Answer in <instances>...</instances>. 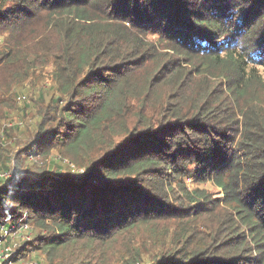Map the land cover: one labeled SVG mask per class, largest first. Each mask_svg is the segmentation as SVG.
<instances>
[{
  "label": "trees",
  "instance_id": "16d2710c",
  "mask_svg": "<svg viewBox=\"0 0 264 264\" xmlns=\"http://www.w3.org/2000/svg\"><path fill=\"white\" fill-rule=\"evenodd\" d=\"M43 11L68 58L49 46L57 94L2 169L0 237L41 229L10 258L52 264L39 255L64 260L85 240L95 256L133 232L149 247L133 263L153 251L150 264H264V0H1L0 21ZM196 55L199 77L183 66ZM101 136L107 148L83 171L54 163L80 169L67 154ZM189 178L221 188L223 205ZM175 188L191 215L183 199L166 212Z\"/></svg>",
  "mask_w": 264,
  "mask_h": 264
},
{
  "label": "rangeland",
  "instance_id": "374dc122",
  "mask_svg": "<svg viewBox=\"0 0 264 264\" xmlns=\"http://www.w3.org/2000/svg\"><path fill=\"white\" fill-rule=\"evenodd\" d=\"M11 5L12 2H9L4 8H8ZM46 13L47 11L37 13L34 16H30L29 19L8 20L6 24L4 21H0V171L8 168V166L9 168L12 167L17 160V157H15L17 150L22 148L30 139H33L32 137L35 136L36 138L37 125L40 123L43 113L47 112L52 96L57 94V77L53 76L55 58L52 50L48 52L49 46L60 54L59 58H68V54L64 52L61 44L58 42L60 39L59 29H55V25L53 26L51 19L46 16ZM7 23L13 24L6 26ZM163 51L172 52L170 49H164ZM183 56L185 57V52H183ZM186 58L190 60V63L184 62L183 66L187 68L191 67L194 77L202 76L200 72H197V69L195 70V65L192 64L203 63L201 56H186ZM56 60L58 61V55ZM61 69H63L62 72L64 73L63 66ZM106 71H108V68H102V70L99 69L95 72L108 77L105 74ZM148 72V69H143L139 74L147 75ZM82 73L79 69L78 75L80 76V80L84 76ZM261 73L264 76V69H261ZM65 102L60 101L62 105ZM18 122H22L23 124L19 126V124H16ZM8 123L16 125L10 127L12 129L5 131L4 128L9 127L7 126ZM49 125H51L49 121L44 124L45 127H49ZM101 140H107V137H98L93 143L85 146V148H81V151L78 150V154H67L71 156L75 155L74 158L78 160L80 164L78 167L80 169L76 171L71 170L68 166H64L66 165L65 162L70 163L68 160H63L64 162L55 160L54 163H62V172L69 171L75 175V173L83 171L85 166L90 164L93 157H96L107 148V145L105 146V144L101 143ZM60 147L62 148L60 145L53 147L52 151L56 153L53 157L58 158L59 154L56 151ZM14 157L16 158L15 161ZM54 163L50 164V170L53 169ZM70 165L75 167L73 163H70ZM5 171L6 175L3 177L11 175L10 171ZM51 173L55 175L53 172ZM187 181L188 189L192 190L197 185H200L197 188L204 187L205 191L209 192V199H219L217 203L220 202L222 205L225 202V192L213 182L197 183L193 182L191 178ZM179 195L181 193L177 188H175L174 192L168 194L166 198L168 202L166 204L170 206L167 207L166 212H174L173 207L175 209H183L179 206L181 204L180 200L183 199V201L186 200L189 204L184 203L188 206L186 213H190L191 215L195 209L194 206H190L193 205L190 204L193 201L185 193H183V198L179 197ZM184 204L182 205L186 207ZM211 206L214 207V203ZM181 216L183 217V215ZM211 216L213 217V221L215 216ZM247 229L246 226L243 228L244 231ZM40 231L41 229L36 227H32L31 229L20 227L13 231L9 230L6 233L8 235L7 238H4L2 243H0V264H36L27 258L24 260H21V258L13 260L10 257L16 248L20 245H25V241L34 237L35 233L39 234ZM91 246V241H81L75 247H70L63 251L62 256L64 260L56 258L54 261H51V259L55 258L56 254L48 257L44 253L39 256L43 259L44 263L50 261L52 264H66L64 262L79 263L81 261H83L82 264L86 262L90 264H142L132 262L133 255L137 253L136 247H142L143 255L149 249L140 238L134 237L133 232L127 233L125 243L117 242L110 249H107L105 245L96 244L94 249L99 251L100 254L95 256L90 255L91 250H93ZM152 253L153 251L149 252L143 264L151 263L153 259L151 258L153 257Z\"/></svg>",
  "mask_w": 264,
  "mask_h": 264
},
{
  "label": "built area",
  "instance_id": "2783aa9c",
  "mask_svg": "<svg viewBox=\"0 0 264 264\" xmlns=\"http://www.w3.org/2000/svg\"><path fill=\"white\" fill-rule=\"evenodd\" d=\"M4 175H6V171H0V178H2ZM8 233L7 230H5V234ZM3 241V236L0 237V243Z\"/></svg>",
  "mask_w": 264,
  "mask_h": 264
}]
</instances>
